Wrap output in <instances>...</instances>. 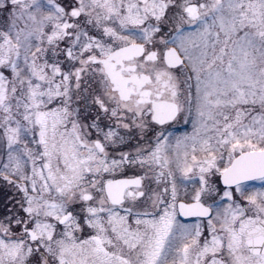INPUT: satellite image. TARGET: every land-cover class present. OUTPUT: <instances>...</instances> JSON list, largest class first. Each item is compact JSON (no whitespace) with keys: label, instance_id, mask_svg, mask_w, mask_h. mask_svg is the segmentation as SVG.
<instances>
[{"label":"snow or ice","instance_id":"snow-or-ice-1","mask_svg":"<svg viewBox=\"0 0 264 264\" xmlns=\"http://www.w3.org/2000/svg\"><path fill=\"white\" fill-rule=\"evenodd\" d=\"M0 264H264V0H0Z\"/></svg>","mask_w":264,"mask_h":264}]
</instances>
